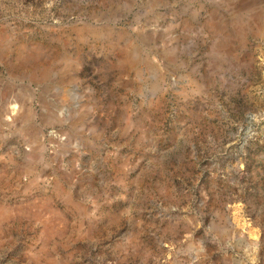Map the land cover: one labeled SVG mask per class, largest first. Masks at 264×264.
<instances>
[{
	"label": "rangeland",
	"instance_id": "rangeland-1",
	"mask_svg": "<svg viewBox=\"0 0 264 264\" xmlns=\"http://www.w3.org/2000/svg\"><path fill=\"white\" fill-rule=\"evenodd\" d=\"M0 264H264V0H0Z\"/></svg>",
	"mask_w": 264,
	"mask_h": 264
}]
</instances>
